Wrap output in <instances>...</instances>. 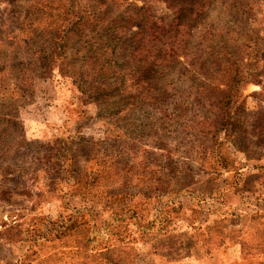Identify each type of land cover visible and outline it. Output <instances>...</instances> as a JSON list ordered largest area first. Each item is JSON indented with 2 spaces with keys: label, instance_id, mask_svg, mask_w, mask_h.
I'll use <instances>...</instances> for the list:
<instances>
[{
  "label": "rangeland",
  "instance_id": "1",
  "mask_svg": "<svg viewBox=\"0 0 264 264\" xmlns=\"http://www.w3.org/2000/svg\"><path fill=\"white\" fill-rule=\"evenodd\" d=\"M0 264H264V0H0Z\"/></svg>",
  "mask_w": 264,
  "mask_h": 264
},
{
  "label": "trees",
  "instance_id": "2",
  "mask_svg": "<svg viewBox=\"0 0 264 264\" xmlns=\"http://www.w3.org/2000/svg\"><path fill=\"white\" fill-rule=\"evenodd\" d=\"M188 1V0H185ZM193 0H191L192 2ZM204 1V0H201ZM186 3V2H185ZM180 8H183V5L180 6ZM186 10L182 9H177L175 14L177 17H175V21L179 20L181 15L185 12ZM187 12V11H186ZM186 26H188L186 23H170L166 26H149V29L146 32H140L137 34V36H140L141 39L139 40V46L134 50V55H154V58L150 60L152 62H157L158 64H164L167 62H172L177 58L184 50V44H186V36H187V30ZM179 34L184 31L185 38H175L172 34ZM110 36V35H109ZM184 37V36H183ZM100 37H97L95 41H100ZM122 41L121 33L117 34L116 37H110L106 39L104 42H102L105 47L102 48V54L100 55H112L113 53L117 52V46L120 45ZM150 41H153L155 43V47L152 48V51L150 49ZM96 47V44L93 45ZM99 50V49H95ZM166 51V52H165ZM94 53V50L93 52ZM162 55H170L168 58L163 57ZM149 60V61H150ZM149 61H144L145 64L149 63ZM91 64L96 68V71L100 77H103L104 79L117 76V70L116 66L117 63L116 61H113L111 58L103 60H99L96 58L92 59ZM130 70H133L136 68L133 66H128ZM240 76V77H237ZM225 82L223 83V88L216 87L215 90H217L218 94L220 96H217V101L218 103H222V109L223 107H227L229 104L233 102L234 98V88L238 87L241 85V82L244 81V77L241 74L235 73L233 76L229 77L228 79L224 80ZM225 114V113H224ZM222 115V117L224 116Z\"/></svg>",
  "mask_w": 264,
  "mask_h": 264
}]
</instances>
